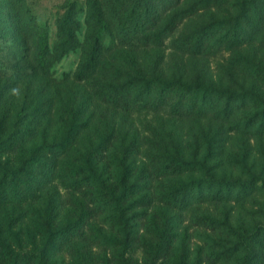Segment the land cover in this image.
I'll return each instance as SVG.
<instances>
[{
    "label": "trees",
    "instance_id": "1",
    "mask_svg": "<svg viewBox=\"0 0 264 264\" xmlns=\"http://www.w3.org/2000/svg\"><path fill=\"white\" fill-rule=\"evenodd\" d=\"M65 8L51 48L28 0H0V264H140L137 245L151 249L155 264L162 250L171 257L184 243L169 233L171 209L222 200L224 189L199 155L187 159L158 133L117 127L96 109L111 106L128 125L153 112L173 123L168 136L193 115L213 114L230 130L253 126L258 117L236 119L233 93L147 77L134 61L168 47L197 55L264 44V0H92L83 22L78 3ZM204 12L203 24L196 18ZM79 48L77 68L57 76L55 64ZM243 71L264 79L263 65L247 60ZM224 219L197 224L226 227L235 247L252 240ZM221 248L215 261L231 246Z\"/></svg>",
    "mask_w": 264,
    "mask_h": 264
},
{
    "label": "rangeland",
    "instance_id": "2",
    "mask_svg": "<svg viewBox=\"0 0 264 264\" xmlns=\"http://www.w3.org/2000/svg\"><path fill=\"white\" fill-rule=\"evenodd\" d=\"M28 1L39 23L47 27L49 44L53 48L58 40L57 18L66 12V3H78L81 7L78 17L83 22L89 14V1L92 0ZM209 19L210 13L204 12L196 21L204 24ZM254 19L253 15L252 20ZM85 31L83 23L82 37ZM81 54L80 48L67 54L55 64V74L60 77L64 72L74 71L81 62ZM148 56L149 58H143L138 54L134 61V65H146L140 70L147 77L156 75L165 80L178 79L187 83L201 82L214 86L223 92L233 93L238 121L258 117L256 123L249 128L230 130L213 114L193 115L188 119H180L177 122V134L168 136L164 131L170 130L173 123L162 122L153 112L138 114L133 117V123L128 125L124 123L130 118L113 107L106 104L97 107V112L112 125L123 128L127 125V128L137 130L142 135L156 132V139L160 143L168 146L173 144L187 159H194L199 155L206 164L205 171L209 170L214 179L218 180V188L224 189L222 200L199 202L194 199L196 202L186 211L171 209L167 221L169 233L176 236L177 241L184 243L172 258L167 250H162V258H157L155 264H241V257L250 255L252 247L256 252L249 264H264V79L243 71L244 61L247 60L264 66V44L251 40L233 52L219 50L217 53L197 55L168 47L159 55ZM131 72L134 73L133 70ZM206 215L220 222L227 218L228 224L234 229L243 228L246 233L253 234L252 240L246 246L235 247L237 240L234 234L227 233L226 227L219 226L212 230L207 226H198L197 221ZM186 231L190 235L187 239ZM206 234L212 235L215 241L221 239L222 245L206 241ZM221 246L226 249L231 246L232 250L224 256V260H220L222 262H218L212 258L219 256L212 254L221 251ZM156 247L158 243L155 244ZM136 248L135 254H132L134 259L139 260L140 264H154L150 260L148 263V252H151L149 247L137 245ZM182 251H186L183 259L180 258Z\"/></svg>",
    "mask_w": 264,
    "mask_h": 264
}]
</instances>
